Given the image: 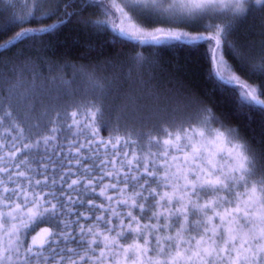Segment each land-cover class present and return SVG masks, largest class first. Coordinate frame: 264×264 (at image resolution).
Returning a JSON list of instances; mask_svg holds the SVG:
<instances>
[{"label": "snow or ice", "instance_id": "obj_1", "mask_svg": "<svg viewBox=\"0 0 264 264\" xmlns=\"http://www.w3.org/2000/svg\"><path fill=\"white\" fill-rule=\"evenodd\" d=\"M69 25L116 55L50 61ZM180 47L230 112L158 89ZM254 114L264 0H0V264H264Z\"/></svg>", "mask_w": 264, "mask_h": 264}, {"label": "trees", "instance_id": "obj_2", "mask_svg": "<svg viewBox=\"0 0 264 264\" xmlns=\"http://www.w3.org/2000/svg\"><path fill=\"white\" fill-rule=\"evenodd\" d=\"M243 38V30H241L233 37V40H242ZM97 41L98 37L90 32L81 30L76 25H69L61 34L52 39L51 50L44 55L50 61L59 63L65 61L87 63L90 60H103L116 55V50L111 47H102L99 52L90 51L89 46L95 48ZM127 51V49L124 50L125 53ZM160 57L161 71L157 73V79L154 81L160 91L172 89L178 84L184 94H190L193 98L199 97L212 106L218 114L230 112V105L207 83L203 64L197 54L185 47H180L168 49L162 52ZM260 121L261 116L258 114H254V121L250 127L247 126L248 121L244 117H232L231 120L232 124L238 126L250 140L253 135L259 138L261 132L264 131ZM102 134L106 136L108 133L102 130ZM253 143L255 144L257 141H253ZM40 227H47V225H40Z\"/></svg>", "mask_w": 264, "mask_h": 264}]
</instances>
